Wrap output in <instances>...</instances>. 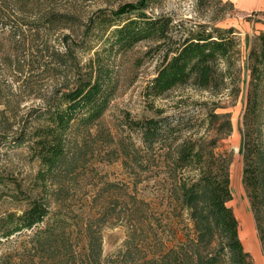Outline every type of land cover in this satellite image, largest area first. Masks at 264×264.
I'll return each instance as SVG.
<instances>
[{"label":"rangeland","instance_id":"obj_1","mask_svg":"<svg viewBox=\"0 0 264 264\" xmlns=\"http://www.w3.org/2000/svg\"><path fill=\"white\" fill-rule=\"evenodd\" d=\"M52 1L29 0L22 16L15 14L10 18L15 22L12 29L22 28L19 36L10 27L0 28V218L9 213L20 214L35 197L52 198L39 186L38 162L27 143L19 146L13 138L26 124V137L29 135L30 129L37 125L34 122L37 113L32 111L45 107L56 90L71 88L76 73L89 77L99 65L110 71L115 92L101 123L90 132L87 142L91 145L83 166L74 179L65 183L60 205L50 203L51 212L58 211L68 219L77 255H83L90 226L101 236L104 259L123 250L132 231L142 233L144 229L148 233L149 218L154 219V227L168 249L184 239L185 227L193 235L186 212L175 208L174 200L168 195L163 173L167 162L162 155L169 148L173 157L176 145L187 138L209 137L206 116L214 111L228 113L231 120V133L218 141L216 149L231 157L232 200L228 206L239 222L244 250L254 264H264L241 182L242 114L248 83L246 58L256 37L264 35V0ZM14 11L10 8L4 12ZM50 11L66 15L67 19L53 31L49 28L45 31L41 24L35 23ZM116 13L165 16L176 27L204 23L232 28L238 42V65L242 69L238 95L232 97L225 89L204 90L186 85L161 97H147V87L161 65V54L150 40L125 52L110 50L108 33L102 34L94 27L104 15ZM36 28L42 30L35 32ZM52 51L66 55L52 56ZM151 117L165 118L166 123L175 127L174 136L178 140L168 148L156 146L146 156L140 135L127 124L130 120ZM220 123L216 121L212 128L216 129ZM170 141L171 138L165 143L168 145ZM146 161L148 168L143 171ZM29 246L23 239L0 251L9 260L18 261Z\"/></svg>","mask_w":264,"mask_h":264},{"label":"trees","instance_id":"obj_2","mask_svg":"<svg viewBox=\"0 0 264 264\" xmlns=\"http://www.w3.org/2000/svg\"><path fill=\"white\" fill-rule=\"evenodd\" d=\"M199 1L205 3L207 0ZM28 2L0 0V28L10 27L11 32L19 36L22 28L12 29L15 22L10 18L15 14L22 16ZM10 8L17 12H4ZM43 16L35 24H41L45 31L46 28L53 31L67 19L66 15L51 11ZM104 16L94 28L102 34L108 33L110 50L115 48L116 52H125L140 42H155L154 49L161 54L162 61L147 87V97H161L186 85L204 90L225 89L232 97L238 95L242 69L238 65V42L232 28L204 23L176 27L168 17H147L144 13ZM64 54L51 52L56 57ZM246 69L248 83L242 114L241 182L264 256L262 34L256 37L247 55ZM74 78L71 88L56 90L45 107L32 111L37 113L34 117L37 125L30 129L27 137L26 124L13 138L19 146L27 143L38 162L36 179L39 186L52 198L35 197L28 201L20 214L9 213L0 218V250L23 239L30 244L28 252L18 261L9 260L0 251V264H254L239 238V222L228 206L232 200L231 157L228 153L216 152L218 141L231 133L230 115L214 111L206 116L210 124L208 135H211L185 139L176 145L173 157L168 147L178 138L174 136L175 127L166 123L165 118L130 120L127 124L130 130L140 135L146 156L152 154L156 146L168 148L162 155L167 162L163 165V173L168 195L174 200L175 208L186 212L193 226V235H189L184 226V239L168 249L154 227V219L149 218L146 224L148 233L144 229L142 233L132 231L124 249L104 259L101 236L90 226L83 255H77L71 242L68 219L58 211L51 212L50 203L60 205L65 183L74 179L83 166L91 145L87 139L91 130L101 123L115 85L110 71L99 65L89 77L76 73ZM219 120L221 123L213 129ZM170 138L167 145L165 142ZM147 168L146 161L143 171Z\"/></svg>","mask_w":264,"mask_h":264}]
</instances>
